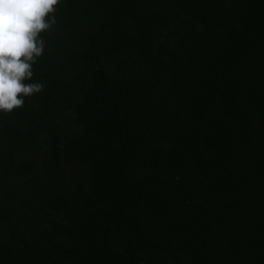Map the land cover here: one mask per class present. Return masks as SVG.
<instances>
[{"label":"trees","instance_id":"obj_1","mask_svg":"<svg viewBox=\"0 0 264 264\" xmlns=\"http://www.w3.org/2000/svg\"><path fill=\"white\" fill-rule=\"evenodd\" d=\"M0 113V264H264V0H60Z\"/></svg>","mask_w":264,"mask_h":264},{"label":"clouds","instance_id":"obj_2","mask_svg":"<svg viewBox=\"0 0 264 264\" xmlns=\"http://www.w3.org/2000/svg\"><path fill=\"white\" fill-rule=\"evenodd\" d=\"M60 0H0V113L23 108L25 98L44 90L29 83L33 65L43 55L42 33L56 23Z\"/></svg>","mask_w":264,"mask_h":264}]
</instances>
